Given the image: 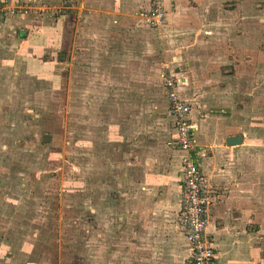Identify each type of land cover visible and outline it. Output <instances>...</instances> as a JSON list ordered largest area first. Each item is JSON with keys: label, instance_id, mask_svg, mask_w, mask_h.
<instances>
[{"label": "rangeland", "instance_id": "rangeland-1", "mask_svg": "<svg viewBox=\"0 0 264 264\" xmlns=\"http://www.w3.org/2000/svg\"><path fill=\"white\" fill-rule=\"evenodd\" d=\"M71 4L37 0L29 16H58ZM204 9L212 32L216 23L225 26L227 35L221 34L219 44L232 65L227 61L222 66L224 77L212 70L208 80L203 79L206 74L195 76L196 85L186 93L222 108L244 109L242 164L248 162L250 168L256 160L264 168V0H210ZM80 15L66 39L72 66L67 67L68 84L61 92L47 82L14 75V69L0 68V264H101L106 258L100 237L103 213L113 192L102 188L121 176L123 157L111 156L119 148L106 142L108 124H119L124 134L130 127L132 138L146 132L163 139L168 133L162 113L167 100L158 75L167 72L169 55L177 50L176 33L133 27L136 40L139 35L149 44L140 50L130 46L132 37L124 29L95 32L89 14ZM122 50L143 60L106 58ZM224 60L221 56L218 62ZM122 71L142 73L146 85L139 83L142 75L123 76ZM127 78L131 86H123ZM44 134L50 143L42 144ZM108 169L114 177L107 176ZM257 171L252 184L259 185V232L264 238V170Z\"/></svg>", "mask_w": 264, "mask_h": 264}, {"label": "crops", "instance_id": "crops-1", "mask_svg": "<svg viewBox=\"0 0 264 264\" xmlns=\"http://www.w3.org/2000/svg\"><path fill=\"white\" fill-rule=\"evenodd\" d=\"M68 1L72 4L65 7L66 11L50 17L44 14L29 16L35 9L32 3L37 0H0L8 8L20 5L26 11L25 14L6 15L0 21V68L14 69V75L47 82L52 89L58 88L61 92V87L68 84L66 71L72 66L68 60L66 39L73 29L74 18L80 19V11L89 14L95 32L116 33L124 29L127 36L132 37L128 39L130 46L138 45L142 50L149 45L145 44L146 40L141 41L139 35L138 40L133 36L136 33L133 27H145L136 14L147 6V0ZM209 2L165 0L164 24L155 29L145 27L178 36L177 50L173 56L169 55L171 61L165 65L167 72H160L158 81L165 95L164 75L172 74L178 80L180 94L190 106L194 143L186 153L174 146L168 101L162 112L169 125L168 133L162 134L163 139L155 137V133L148 136L146 132H139L140 137L132 138L134 134L130 127L124 134L119 124H108L106 142L119 148L111 156L120 157L122 153L123 157L121 176L116 175L112 185L102 188L104 193L110 188L113 192L107 197V209L103 213L106 220H103L105 226L100 237L106 246V258L101 264L189 263L185 233L179 221L182 162L186 158L213 191L206 233L213 243L214 264H264V238L259 232V185L252 184L253 179L259 177L257 167L264 168L256 160L249 163L250 168H247L248 162L242 164L241 155L247 140V133L240 126L245 117L244 109L227 105L222 108L203 100L202 96H195V93H186L196 85L195 76L206 74L203 79L208 80L207 72L212 70V73L224 77L222 66L227 61L232 65L227 50H222L223 44H219L221 34L227 35L225 26L214 22L217 29L212 32L204 15V6ZM159 38L163 44L165 35L161 34ZM221 56L226 61L218 62ZM108 57L119 60L134 57L139 61L143 58L139 54L132 56L129 50H122L116 56L111 52ZM128 67L131 69L130 63ZM125 74L142 75L122 71V75ZM143 78L139 83L146 85V77ZM130 81V78L125 79L123 86H131ZM232 137L240 138V142L226 144V140ZM41 142L50 143V136L44 134ZM121 149L123 152H119ZM109 168L113 169V165ZM110 169L106 174L114 177L115 173ZM99 202L98 198L97 206ZM97 217L99 219V210ZM92 264H95L94 260Z\"/></svg>", "mask_w": 264, "mask_h": 264}, {"label": "built area", "instance_id": "built-area-1", "mask_svg": "<svg viewBox=\"0 0 264 264\" xmlns=\"http://www.w3.org/2000/svg\"><path fill=\"white\" fill-rule=\"evenodd\" d=\"M165 0H147V6L138 10L137 17L148 28H159L166 20ZM25 14L20 5L11 8L0 3V21L6 15ZM163 87L168 101L169 114L173 119L174 146L188 152L194 143L190 106L182 98L179 84L172 74L164 75ZM182 190L180 196V224L188 246V264H214L213 243L206 233L208 208L212 201V189L201 173L189 162H182Z\"/></svg>", "mask_w": 264, "mask_h": 264}, {"label": "water", "instance_id": "water-1", "mask_svg": "<svg viewBox=\"0 0 264 264\" xmlns=\"http://www.w3.org/2000/svg\"><path fill=\"white\" fill-rule=\"evenodd\" d=\"M240 142V138H238V137H232V138H228L227 140H226V144H228V145H234V144H238ZM30 264V263H29Z\"/></svg>", "mask_w": 264, "mask_h": 264}]
</instances>
